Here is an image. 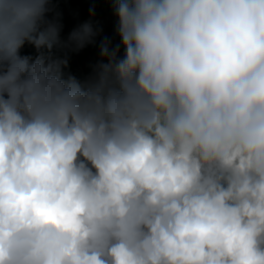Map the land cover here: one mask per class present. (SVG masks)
<instances>
[{
  "label": "clouds",
  "instance_id": "1",
  "mask_svg": "<svg viewBox=\"0 0 264 264\" xmlns=\"http://www.w3.org/2000/svg\"><path fill=\"white\" fill-rule=\"evenodd\" d=\"M114 2L81 83L0 0V264H264V0Z\"/></svg>",
  "mask_w": 264,
  "mask_h": 264
},
{
  "label": "rangeland",
  "instance_id": "2",
  "mask_svg": "<svg viewBox=\"0 0 264 264\" xmlns=\"http://www.w3.org/2000/svg\"><path fill=\"white\" fill-rule=\"evenodd\" d=\"M50 12L46 19L56 28L57 36L49 49L43 46L37 49L34 45L25 42L19 50L21 57H28L29 62L37 57H44L45 62L67 61L61 64L64 78L75 77L81 83L93 79L98 71L100 57V44L105 39L114 47L119 44V37L115 28L117 17L115 15L114 0H51ZM90 10H94L91 11ZM85 23L91 24L97 35L93 41L84 47L77 48L76 43L70 39L73 32L78 31ZM47 25L41 26V30ZM123 55L121 48L120 56Z\"/></svg>",
  "mask_w": 264,
  "mask_h": 264
}]
</instances>
